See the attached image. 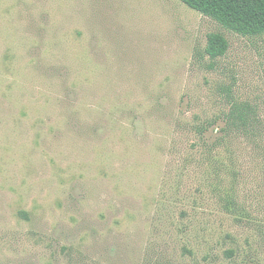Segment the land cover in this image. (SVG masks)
Segmentation results:
<instances>
[{
  "label": "rangeland",
  "instance_id": "374dc122",
  "mask_svg": "<svg viewBox=\"0 0 264 264\" xmlns=\"http://www.w3.org/2000/svg\"><path fill=\"white\" fill-rule=\"evenodd\" d=\"M0 264H264V36L179 0H0Z\"/></svg>",
  "mask_w": 264,
  "mask_h": 264
},
{
  "label": "trees",
  "instance_id": "16d2710c",
  "mask_svg": "<svg viewBox=\"0 0 264 264\" xmlns=\"http://www.w3.org/2000/svg\"><path fill=\"white\" fill-rule=\"evenodd\" d=\"M179 1L238 35L244 37L264 36V0ZM228 49L229 43L223 35L218 33L208 35L205 54L212 61L225 56ZM255 119L256 114L250 105L235 103L227 116V127L229 130L231 128L232 130L248 129V126ZM226 132L228 133V130ZM239 177L238 173H233L232 180H237ZM227 203L229 208L235 210L234 212L240 206V202L234 197H229ZM227 254L233 256V251H228Z\"/></svg>",
  "mask_w": 264,
  "mask_h": 264
}]
</instances>
